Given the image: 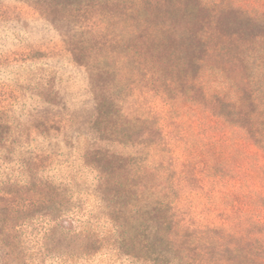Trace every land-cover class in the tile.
Returning a JSON list of instances; mask_svg holds the SVG:
<instances>
[{"label":"rangeland","instance_id":"374dc122","mask_svg":"<svg viewBox=\"0 0 264 264\" xmlns=\"http://www.w3.org/2000/svg\"><path fill=\"white\" fill-rule=\"evenodd\" d=\"M0 264H264V0H0Z\"/></svg>","mask_w":264,"mask_h":264},{"label":"trees","instance_id":"16d2710c","mask_svg":"<svg viewBox=\"0 0 264 264\" xmlns=\"http://www.w3.org/2000/svg\"><path fill=\"white\" fill-rule=\"evenodd\" d=\"M156 211H159L157 208H154V209H149L147 210V214H152V213H155Z\"/></svg>","mask_w":264,"mask_h":264}]
</instances>
